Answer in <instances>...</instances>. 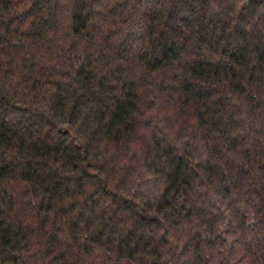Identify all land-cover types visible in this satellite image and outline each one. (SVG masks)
Wrapping results in <instances>:
<instances>
[{"label": "trees", "instance_id": "1", "mask_svg": "<svg viewBox=\"0 0 264 264\" xmlns=\"http://www.w3.org/2000/svg\"><path fill=\"white\" fill-rule=\"evenodd\" d=\"M0 264H264V0H0Z\"/></svg>", "mask_w": 264, "mask_h": 264}]
</instances>
